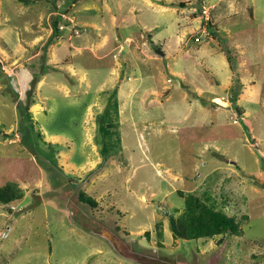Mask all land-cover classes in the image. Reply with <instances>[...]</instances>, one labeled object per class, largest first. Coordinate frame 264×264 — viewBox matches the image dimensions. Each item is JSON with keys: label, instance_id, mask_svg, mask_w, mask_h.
Returning a JSON list of instances; mask_svg holds the SVG:
<instances>
[{"label": "rangeland", "instance_id": "1", "mask_svg": "<svg viewBox=\"0 0 264 264\" xmlns=\"http://www.w3.org/2000/svg\"><path fill=\"white\" fill-rule=\"evenodd\" d=\"M2 1L3 11L14 10L8 0ZM195 1L202 9V2ZM110 3L118 23L123 15L135 23L127 0ZM193 4L172 8L168 28L151 37L148 27L143 36L139 32L128 42L127 34L121 36L114 27L111 39L118 41L90 66V88L87 82H77L83 94L75 100L57 92L55 100L44 94L48 99L38 101L50 109L37 115L30 111L31 122L29 101L15 105L13 93L4 96L9 106L0 103V129L14 125L21 139L0 135V186L16 181L25 197L0 203V264H264V13L258 9L255 20L247 19V0H239L237 15H229L222 3L212 7L219 34L199 30L192 39L194 28L190 30L183 43L195 58H184L175 33L190 18ZM197 14L202 15L197 10L191 16ZM105 16L111 24V13ZM227 49H243L242 59L248 51L255 62L247 72V64L242 67L241 58L236 60L246 81L252 73L256 77L254 95L240 94L239 106L252 113L239 123L232 114L240 85L226 92L215 80L224 82L230 72L222 62ZM148 53L159 59H149ZM30 62L37 76L52 75L39 60ZM113 67L119 79H112ZM3 68L15 71L6 64ZM56 73L64 76L66 70ZM165 84L173 86L170 92ZM119 85L122 113L120 125L114 127L121 145L114 135L106 155L100 123ZM200 87L204 94L196 96ZM96 94L100 97L93 101ZM29 97L40 99L35 93ZM228 98L231 107L217 108L227 107ZM254 137L259 149L252 144ZM89 153L103 162L85 165ZM178 190L210 198L240 219L244 233L197 240L176 237L170 217L179 215L185 204ZM81 192L96 202L83 200Z\"/></svg>", "mask_w": 264, "mask_h": 264}, {"label": "crops", "instance_id": "2", "mask_svg": "<svg viewBox=\"0 0 264 264\" xmlns=\"http://www.w3.org/2000/svg\"><path fill=\"white\" fill-rule=\"evenodd\" d=\"M166 1L164 3L162 0H127L129 3L128 10L136 14L135 23L124 15L121 16L120 22L118 23L119 18L114 13L110 0H36L31 3H24L19 0H8L14 8L10 12L9 9L8 11L2 10L3 1L0 0V64L2 66V71H0V103H2L4 108L8 107L9 105L5 102L6 99L4 96L8 93H13L16 99L15 105H24L29 101V111L37 115L50 109L49 106L42 105V101H38L45 98L48 99L46 97L47 95H49V98H53V100L56 99V92L57 94H62L65 98H73V100H75L74 98H80L83 93L81 88L77 87V82L79 85L82 82H87L90 88L91 82L87 78L90 66H95L94 62L96 59H101L104 55L102 52L108 49L115 41H118V38L111 39L114 27L121 36L124 33L127 34L125 41L128 42L133 41L135 35L139 34V32L143 36V29L148 27L151 31L148 36L151 37L155 31H161L165 27L168 28L169 25H166V21L171 22L170 13L172 8H176V5H172L171 3L174 0ZM183 1L189 2L187 6L196 2L195 0ZM200 1L203 5L206 2V0ZM221 3L225 9L229 10V15H237L239 11V0H213L211 10L212 7H217ZM123 5L122 2H119L120 9L123 8ZM191 8L190 18L187 19L186 23L179 21L182 25L180 24V30H177L175 33L178 37L177 40L182 42L183 47L180 49V53H182L184 58H195V55L187 48L188 45L183 43L185 36L190 30L194 28V31L192 30V39L195 34L200 33L199 30L204 33L212 30L213 33L219 34L217 25L212 22L211 14H203L202 9H197L194 4ZM258 9H261L264 13V3H260V1L257 3L256 0L248 3L247 0V19L255 20ZM197 10L202 15L197 14V16L192 17L191 14H194ZM106 12L112 15L111 24H108L105 20ZM203 15L205 17L201 18ZM56 24L59 29L54 31ZM227 50L231 51L232 61L230 62L228 54L222 51V62L229 65L230 72L226 75L224 82L221 79H215L216 84L221 86V89L226 92L235 83L240 85V93L234 108L247 115V118L252 112L241 109L239 106L241 100L240 94L245 95L247 93L250 96L254 95L255 90L253 89V85L256 84V77L254 75L255 73H252V76L250 78L247 77L246 81L243 77L242 69L236 66V60L238 57L241 58L242 67L247 64V72L255 62L248 56V51L247 59H242L245 54L243 49L240 52H236L233 49ZM211 54L213 55V52ZM147 55L149 59H159L153 53H148ZM171 56L175 57V54L172 55L171 53ZM33 60H39L42 68L46 67L49 71H53L52 75L51 73H44L42 76H37V68H34L35 64L30 62ZM143 60H146V57L143 56ZM231 63L234 67H232ZM5 64L10 67L12 66L15 71L13 72L12 70L10 73L4 70L3 65ZM117 64L118 66L121 65L119 62ZM61 70H66L64 76L57 75L56 72ZM173 73L177 74L178 72ZM110 74L112 79L120 78V72L117 70V67H113ZM179 74L186 77L184 72H180ZM105 83L104 81L102 84ZM165 86L169 87L167 88L170 89L169 92L173 88L171 85L165 84ZM104 89L101 88L100 90ZM120 89L121 85L118 88L121 115ZM84 91L86 92L84 94L88 93L87 89ZM214 92L217 91L214 90L212 95H216ZM31 93L37 94L40 99H36V97L30 98ZM44 94L47 95L45 96ZM203 94L204 91L200 87L199 93L197 92L196 96H203ZM99 97L100 95L96 94L93 101L98 100ZM188 97L185 94V98L187 99ZM227 103H229V100ZM217 108L225 109L229 107L219 106ZM87 112L89 118L93 116V103L88 105ZM255 118L257 121L260 119L258 115ZM16 128L14 125H11L6 132H15V135L5 138L20 140L21 136ZM88 131L90 134L89 137H91L92 130ZM254 138L257 139L256 137ZM102 162V157L95 159L89 153L85 165H89L92 168ZM233 164H235V161H233ZM222 168L230 170V167ZM74 172L76 171L74 170ZM260 186L264 187V184L260 183Z\"/></svg>", "mask_w": 264, "mask_h": 264}, {"label": "trees", "instance_id": "3", "mask_svg": "<svg viewBox=\"0 0 264 264\" xmlns=\"http://www.w3.org/2000/svg\"><path fill=\"white\" fill-rule=\"evenodd\" d=\"M24 3H31L36 0H19ZM166 3V0H162ZM172 5H177L180 7H185L189 2L179 0L177 2H171ZM58 25L54 26V31H57ZM228 59L231 62L232 56L231 51H227ZM232 67L233 64L231 63ZM0 71H2V66L0 64ZM118 88L114 91V96L110 104V109L102 114L100 129L104 134L106 140L104 141L103 150L106 155L110 154L112 146L110 144L111 137L116 135V139L121 145L120 132L115 129L114 126L120 125V107L119 99L117 97ZM26 112L32 121V114L27 106ZM0 135L7 137L10 133L0 129ZM117 152V151H116ZM178 194L184 198V209L177 215H172L170 217V228L176 237H180L186 240H197L200 238H212L216 235L230 234H242L244 233V228L242 227L240 219L227 213L223 209L218 208L211 199L206 197V199L194 194L193 192H185L183 190H178ZM25 197V191L23 187L16 181H8L5 185L0 186V203L9 204L17 200H21ZM81 198L87 200L90 203H95L96 201L92 197H87L83 192H81Z\"/></svg>", "mask_w": 264, "mask_h": 264}, {"label": "built area", "instance_id": "4", "mask_svg": "<svg viewBox=\"0 0 264 264\" xmlns=\"http://www.w3.org/2000/svg\"><path fill=\"white\" fill-rule=\"evenodd\" d=\"M202 12H203V14L209 15L210 12H211V6H206V5L204 4L203 7H202ZM197 39H199V38L197 37ZM231 96L234 98L233 95H231ZM232 97H231V98H232ZM222 98H223V99H226V98L223 97V96H222ZM231 98H228L229 103L227 104V107H231V106L233 105V103H232L233 101H232ZM219 106H220V104H219ZM235 111H236V113H233V114H232V115H233V122H234V123H239L240 118H242L243 120L246 118V115H245V114L239 112L238 110H235ZM252 144H253V146L256 147L257 149H258V147H259V145H260L259 141H258L257 139H255V138H254V141H253ZM3 231H4V230H3L2 228H0V234H2Z\"/></svg>", "mask_w": 264, "mask_h": 264}]
</instances>
